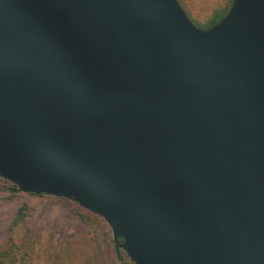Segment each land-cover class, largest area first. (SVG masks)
I'll return each instance as SVG.
<instances>
[{"label":"water","instance_id":"obj_1","mask_svg":"<svg viewBox=\"0 0 264 264\" xmlns=\"http://www.w3.org/2000/svg\"><path fill=\"white\" fill-rule=\"evenodd\" d=\"M0 177L134 264H264V0H0Z\"/></svg>","mask_w":264,"mask_h":264},{"label":"rangeland","instance_id":"obj_2","mask_svg":"<svg viewBox=\"0 0 264 264\" xmlns=\"http://www.w3.org/2000/svg\"><path fill=\"white\" fill-rule=\"evenodd\" d=\"M25 204L30 208L26 224L12 232L16 213ZM74 208L80 207L64 198L0 192V248L8 246L11 238L19 242L27 230H33L40 243L28 264H119L107 222L97 216L96 222L85 225L75 216Z\"/></svg>","mask_w":264,"mask_h":264},{"label":"trees","instance_id":"obj_3","mask_svg":"<svg viewBox=\"0 0 264 264\" xmlns=\"http://www.w3.org/2000/svg\"><path fill=\"white\" fill-rule=\"evenodd\" d=\"M178 2L195 27L202 31H208L220 23L227 15L233 0H178ZM3 191L10 192L11 194L21 192L16 186L0 177V192ZM29 209L27 204L18 209L12 222V232H17L22 224L25 226L27 217L30 213ZM73 212L85 225H91L98 219L97 216L84 212L80 208H74ZM26 233L27 236L20 239L19 242H15L13 238H11V242L8 246L0 248V264L30 263L36 248L39 246L40 236L33 230H27ZM121 242L122 240L113 241V251L115 252L116 262H119V264H134L129 260L127 254L119 247Z\"/></svg>","mask_w":264,"mask_h":264}]
</instances>
